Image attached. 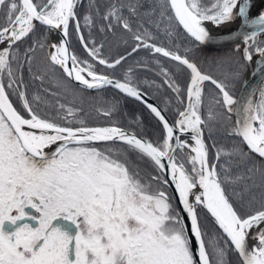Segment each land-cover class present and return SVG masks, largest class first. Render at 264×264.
Wrapping results in <instances>:
<instances>
[{
  "label": "snow or ice",
  "instance_id": "6c2138e0",
  "mask_svg": "<svg viewBox=\"0 0 264 264\" xmlns=\"http://www.w3.org/2000/svg\"><path fill=\"white\" fill-rule=\"evenodd\" d=\"M0 264H264V0H0Z\"/></svg>",
  "mask_w": 264,
  "mask_h": 264
},
{
  "label": "trees",
  "instance_id": "16d2710c",
  "mask_svg": "<svg viewBox=\"0 0 264 264\" xmlns=\"http://www.w3.org/2000/svg\"><path fill=\"white\" fill-rule=\"evenodd\" d=\"M127 108L129 111H136L139 108V106L132 101H128Z\"/></svg>",
  "mask_w": 264,
  "mask_h": 264
},
{
  "label": "bare ground",
  "instance_id": "6f19581e",
  "mask_svg": "<svg viewBox=\"0 0 264 264\" xmlns=\"http://www.w3.org/2000/svg\"><path fill=\"white\" fill-rule=\"evenodd\" d=\"M253 10H254V9H253ZM238 23H239V22H238ZM231 27H235V25H232ZM52 39H53V40H56L57 37H56L55 35H53V36H52Z\"/></svg>",
  "mask_w": 264,
  "mask_h": 264
},
{
  "label": "rangeland",
  "instance_id": "374dc122",
  "mask_svg": "<svg viewBox=\"0 0 264 264\" xmlns=\"http://www.w3.org/2000/svg\"><path fill=\"white\" fill-rule=\"evenodd\" d=\"M253 12H255V9L253 10Z\"/></svg>",
  "mask_w": 264,
  "mask_h": 264
}]
</instances>
